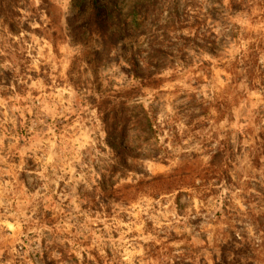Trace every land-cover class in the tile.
<instances>
[{
    "label": "rangeland",
    "instance_id": "1",
    "mask_svg": "<svg viewBox=\"0 0 264 264\" xmlns=\"http://www.w3.org/2000/svg\"><path fill=\"white\" fill-rule=\"evenodd\" d=\"M0 264H264V0H0Z\"/></svg>",
    "mask_w": 264,
    "mask_h": 264
},
{
    "label": "trees",
    "instance_id": "2",
    "mask_svg": "<svg viewBox=\"0 0 264 264\" xmlns=\"http://www.w3.org/2000/svg\"><path fill=\"white\" fill-rule=\"evenodd\" d=\"M4 13L6 14L3 22L4 25L8 28L13 27L16 23V17H14L16 15L8 12L7 10H4ZM128 111L129 105L127 104V101H122L119 104L112 105L110 107L106 104L103 105L100 110L103 114L102 118L105 124V132L107 133V142L117 154V157H120V160H124L123 158H125V156L127 157L126 152L121 147L120 139L118 141H112V138L123 132L128 125L134 123L133 119L129 116Z\"/></svg>",
    "mask_w": 264,
    "mask_h": 264
}]
</instances>
